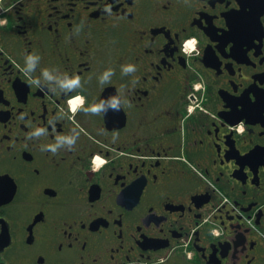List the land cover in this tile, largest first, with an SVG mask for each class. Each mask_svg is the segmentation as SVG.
I'll list each match as a JSON object with an SVG mask.
<instances>
[{
  "label": "flooded vegetation",
  "instance_id": "flooded-vegetation-1",
  "mask_svg": "<svg viewBox=\"0 0 264 264\" xmlns=\"http://www.w3.org/2000/svg\"><path fill=\"white\" fill-rule=\"evenodd\" d=\"M0 264H264V0H0Z\"/></svg>",
  "mask_w": 264,
  "mask_h": 264
},
{
  "label": "clouds",
  "instance_id": "clouds-1",
  "mask_svg": "<svg viewBox=\"0 0 264 264\" xmlns=\"http://www.w3.org/2000/svg\"><path fill=\"white\" fill-rule=\"evenodd\" d=\"M106 11L107 12H111V6L108 5L106 6ZM40 57L38 55H36L35 53L29 54L26 56V67L24 68V70L26 72H34L36 70L37 67V63L39 62ZM122 70L124 72V74H128V73H134L136 71V65L135 64H126L122 66ZM114 70L113 69H108L104 72L103 76L101 77V81H106L110 78V76L113 74ZM42 76L46 81H51V80H57L59 82V84L62 86V88L69 90V89H73L77 86H80L81 84V79L78 75H72V76H67L65 75L64 78H61L59 76H56L53 74L52 71H50L49 69L45 68L42 70ZM36 84H40L41 81L40 79H35L34 81ZM53 91H55V89H52ZM109 102L111 104V106L113 108L118 109L120 107V100L118 97L113 96L109 98ZM78 103H82L80 97H77L76 100H74L72 102V107L73 110H75L76 105ZM106 105L104 102H101L99 104H95V105H89L88 107H86L84 109V111H92V112H100L102 109H105ZM47 131L46 128H34L31 132H30V136H36L39 137L41 136L43 133H45ZM79 135V133H77L76 135H60L56 137V143L55 144H49L46 145V148H51L52 151H57L62 145H68L69 148H71L76 141L77 136Z\"/></svg>",
  "mask_w": 264,
  "mask_h": 264
}]
</instances>
